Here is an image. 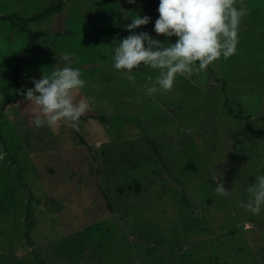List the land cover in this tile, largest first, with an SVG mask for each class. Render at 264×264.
<instances>
[{
	"label": "rangeland",
	"instance_id": "1",
	"mask_svg": "<svg viewBox=\"0 0 264 264\" xmlns=\"http://www.w3.org/2000/svg\"><path fill=\"white\" fill-rule=\"evenodd\" d=\"M54 1L0 0V15L31 16ZM242 2L236 53L151 96L146 77L158 70L134 68L130 82L113 57L133 32L176 42L154 31L159 0H63L28 24L42 52L25 51L27 34L0 19V264H264V210L237 206L264 175V0ZM145 15L147 25L127 29ZM16 66L22 93L32 78L80 70L87 83L73 96L89 109L78 130L67 121L37 128L22 94L1 106ZM129 150L132 163L143 157L139 167L117 157ZM115 162L125 169L106 174ZM221 179L228 196L215 193ZM27 202L37 223L29 239Z\"/></svg>",
	"mask_w": 264,
	"mask_h": 264
},
{
	"label": "clouds",
	"instance_id": "2",
	"mask_svg": "<svg viewBox=\"0 0 264 264\" xmlns=\"http://www.w3.org/2000/svg\"><path fill=\"white\" fill-rule=\"evenodd\" d=\"M135 3L136 0H128ZM159 0V17L154 31L166 38L178 37L175 43L167 46L147 32L128 35L114 50L113 67L124 79L134 82V68L142 66L158 70V75L146 77L145 92L151 96L158 91H172L177 76L190 78L194 74L206 73L210 64L221 58L228 59L237 51L238 27L241 17L247 14L240 0ZM150 17L137 16L126 25L131 30L147 25ZM147 42V46H145ZM62 59L70 61V54L64 53ZM79 69L65 66L43 75L41 79L32 78L34 87L21 93L32 105L33 121L37 127L48 126L56 130L60 121H67L78 130L79 120L89 109L84 100H74L73 92L83 88L86 80L81 78ZM7 153L0 151V160ZM259 167H264V164ZM217 180V176L214 177ZM215 193L228 196L222 179L216 183ZM247 202L240 201L238 207L252 215L264 210V175H257L256 182L247 188Z\"/></svg>",
	"mask_w": 264,
	"mask_h": 264
},
{
	"label": "trees",
	"instance_id": "3",
	"mask_svg": "<svg viewBox=\"0 0 264 264\" xmlns=\"http://www.w3.org/2000/svg\"><path fill=\"white\" fill-rule=\"evenodd\" d=\"M62 1L63 0H59V1H54L55 3H52L51 5L47 6L46 8H44V10H42V12L36 13L34 15L31 16H22L17 12H12L11 14H5V15H0V19H7L8 21L11 22V25L14 26H18V28L22 31V33L27 34V41H26V47H25V51L30 52L34 49L36 50H41L40 45L38 43V36L40 34L39 31L36 30H32L31 28L28 27L29 23L32 22H37L40 20H43L44 18L49 17V15L53 12L59 11L61 9L62 6ZM152 3V1H150ZM42 52V50H41ZM18 57V54H17ZM20 57V56H19ZM156 71V70H155ZM153 71V73L155 72ZM20 67L16 66L15 67V71H14V75L12 77V79L15 81L13 90L9 91L10 89L8 88V86L6 88H4L3 92L5 91H9L7 94L2 93V99H1V103H2V107L4 108L5 106L12 104V103H16L19 101V97L21 92V85H20ZM182 83H180V87H183L184 85H181ZM88 116H84L82 115L80 118H87ZM248 118V116L246 117ZM82 139V138H81ZM149 144L151 145L152 150L156 151L155 153H158L157 150V145L155 143V141L153 139H148ZM132 149H136V153L137 148H134L133 146H131ZM108 149V148H106ZM111 149V148H110ZM134 151V150H133ZM123 152H118L117 157H120L122 160L126 157L125 161H129V163L124 162L127 165L132 166L133 168L139 167L141 165L143 157H141L140 160L134 161L132 163L131 158L133 157V153L131 150L126 151L125 154H122ZM108 154V153H107ZM106 153H104V156H107ZM159 154V153H158ZM157 155V154H156ZM158 156V155H157ZM95 157V156H94ZM116 157V158H117ZM106 159H109L108 157ZM119 162V160H117ZM106 163H108V161H106ZM120 163H113L109 166H104L106 169V174L108 173H114L115 171H118L120 168V170L125 169V166ZM81 166V164L75 165L76 168H79ZM97 168V172L101 173L102 170H100V167H96ZM103 168V167H102ZM103 172V171H102ZM133 184H128V190H132L133 189ZM184 202H186V199L184 200ZM23 213L25 214L24 216V234L26 236L27 239H29L30 237V232L34 231V229L36 228V222L33 219V210L29 204V202L26 203L25 207H23Z\"/></svg>",
	"mask_w": 264,
	"mask_h": 264
}]
</instances>
